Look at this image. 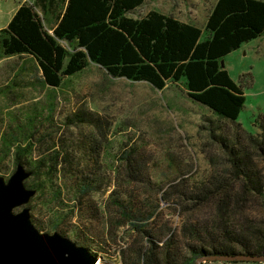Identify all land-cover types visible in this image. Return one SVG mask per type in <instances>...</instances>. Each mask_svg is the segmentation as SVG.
Segmentation results:
<instances>
[{"label": "trees", "instance_id": "obj_1", "mask_svg": "<svg viewBox=\"0 0 264 264\" xmlns=\"http://www.w3.org/2000/svg\"><path fill=\"white\" fill-rule=\"evenodd\" d=\"M144 1L23 2L6 27L0 29V54L32 58L41 81L51 88L59 87L64 78L82 71L89 62L111 77L145 82L156 90H162L167 83L180 84L190 99L209 109L217 119L234 124L231 144L221 136H213L227 156V172L216 170L200 183H191L187 175L177 183H168L167 190L160 195L159 202L168 205L172 203L171 195L175 196L174 205L182 215L178 230L165 224L158 228L156 236L145 229V223L153 218L157 208L135 211L133 204L123 201L127 193L111 195L121 223L131 224L133 230L143 235L142 241L135 240L122 252L121 264H194L202 256H262L264 222L251 215V208L255 200L264 206V175L259 174L255 163L256 158H264V117L260 116L255 123L259 130L256 134L236 122L245 97L220 61L264 32V0H216L203 28L156 10L141 18L127 16ZM47 21L50 28L45 26ZM92 115L80 110L67 118L71 125L88 124L95 131L88 137L87 147L80 148L83 155L90 157L86 171L90 178L74 179L72 193L77 200L97 188V158L103 152L109 131L105 122ZM17 135L18 130L0 135V161L14 147V169L21 164L30 172L24 181L26 188L42 192L47 186L52 187V179L61 170L71 168L70 155L62 147L58 149V145L47 156L27 158L31 154L32 133L23 147ZM130 156L125 151L121 157V164L128 168L122 179L126 184L143 181L139 166L133 175ZM51 197L59 200L58 187ZM30 219L39 231L49 233L58 228L56 221L44 227L31 215ZM72 238L76 245L89 250L77 235Z\"/></svg>", "mask_w": 264, "mask_h": 264}, {"label": "rangeland", "instance_id": "obj_2", "mask_svg": "<svg viewBox=\"0 0 264 264\" xmlns=\"http://www.w3.org/2000/svg\"><path fill=\"white\" fill-rule=\"evenodd\" d=\"M23 2L33 0H0V29L6 27ZM215 2L145 0L127 16L141 18L156 10L203 28ZM45 26L50 28V21ZM221 61L245 97L236 122L252 134L259 133L255 123L260 116L264 117V32L242 43ZM80 110L105 122L109 131L103 152L97 158V188L77 200L72 183L79 177H89L86 171L90 167V157L86 152L83 155L80 148L87 147L88 137L95 133L88 124L68 123L67 118ZM234 129V124L217 119L209 109L190 99L180 84L167 83L162 90H156L145 82L111 77L89 62L82 71L64 78L59 87L51 88L41 81L32 58L0 54V135L18 130L17 139L23 147L32 133L31 154L27 158L37 160L40 155L47 156L62 147L72 163L71 168L66 167L52 179V187L36 192L26 207L40 225L45 227L46 223L56 221L58 228L54 232L74 243L72 236L77 235L88 246V252L101 260L100 264H121L122 252L135 240L142 241L143 236L131 224L121 223L111 195L127 193L123 201L133 204L135 211L157 208L153 218L145 223V229L156 236L158 228L165 224L178 230L182 215L174 205L175 196L171 195L172 203L168 205L159 202L160 195L167 190L168 183H177L187 175L191 183H200L216 170L227 172V156L213 136H221L231 144ZM13 149L0 161V176L4 179L14 171ZM123 151H129L132 173L135 175L139 166L143 181H122L128 170L121 164ZM255 163L263 176L264 158H256ZM57 187L59 200L51 197ZM251 215L264 222V206L259 200L252 203Z\"/></svg>", "mask_w": 264, "mask_h": 264}, {"label": "water", "instance_id": "obj_3", "mask_svg": "<svg viewBox=\"0 0 264 264\" xmlns=\"http://www.w3.org/2000/svg\"><path fill=\"white\" fill-rule=\"evenodd\" d=\"M29 176L21 164L7 179L0 176V264H95L98 259L86 248L58 232L42 233L34 227L26 207L36 193L24 185ZM205 261L264 263V255L202 256L194 264Z\"/></svg>", "mask_w": 264, "mask_h": 264}, {"label": "built area", "instance_id": "obj_4", "mask_svg": "<svg viewBox=\"0 0 264 264\" xmlns=\"http://www.w3.org/2000/svg\"><path fill=\"white\" fill-rule=\"evenodd\" d=\"M203 264H204V262H203ZM206 264H225V263H223V262H206ZM253 264H264V263L258 262V263H253Z\"/></svg>", "mask_w": 264, "mask_h": 264}, {"label": "bare ground", "instance_id": "obj_5", "mask_svg": "<svg viewBox=\"0 0 264 264\" xmlns=\"http://www.w3.org/2000/svg\"><path fill=\"white\" fill-rule=\"evenodd\" d=\"M96 264H100V261H98Z\"/></svg>", "mask_w": 264, "mask_h": 264}, {"label": "crops", "instance_id": "obj_6", "mask_svg": "<svg viewBox=\"0 0 264 264\" xmlns=\"http://www.w3.org/2000/svg\"><path fill=\"white\" fill-rule=\"evenodd\" d=\"M15 12V11H14Z\"/></svg>", "mask_w": 264, "mask_h": 264}]
</instances>
